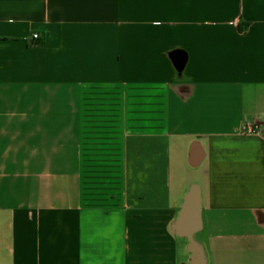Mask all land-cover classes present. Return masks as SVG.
<instances>
[{
  "label": "crops",
  "instance_id": "1",
  "mask_svg": "<svg viewBox=\"0 0 264 264\" xmlns=\"http://www.w3.org/2000/svg\"><path fill=\"white\" fill-rule=\"evenodd\" d=\"M0 264H264V0H0Z\"/></svg>",
  "mask_w": 264,
  "mask_h": 264
},
{
  "label": "built area",
  "instance_id": "2",
  "mask_svg": "<svg viewBox=\"0 0 264 264\" xmlns=\"http://www.w3.org/2000/svg\"><path fill=\"white\" fill-rule=\"evenodd\" d=\"M31 37L33 39H37V34H32ZM246 132L248 133H258L259 132V126L257 123H253L251 125H248L246 128Z\"/></svg>",
  "mask_w": 264,
  "mask_h": 264
}]
</instances>
